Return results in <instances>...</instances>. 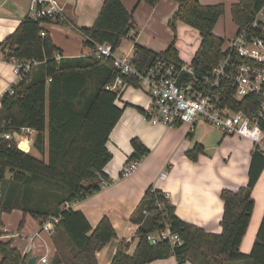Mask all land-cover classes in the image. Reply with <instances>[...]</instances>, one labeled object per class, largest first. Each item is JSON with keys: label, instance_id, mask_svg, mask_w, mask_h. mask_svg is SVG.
<instances>
[{"label": "trees", "instance_id": "obj_1", "mask_svg": "<svg viewBox=\"0 0 264 264\" xmlns=\"http://www.w3.org/2000/svg\"><path fill=\"white\" fill-rule=\"evenodd\" d=\"M155 5L159 0H139ZM178 8L168 24L175 30L176 21L194 28L200 35V44L190 64L199 76L208 73L227 53L225 39L213 29L224 14L223 3L201 4L198 0H174ZM264 0H237L230 7L236 33L249 29L256 12ZM50 22L49 20H43ZM40 19L26 15L15 30L0 41L5 58L31 59L37 63L0 98V136L28 127L35 131L33 148L39 157L20 150L13 140L0 137V210L19 209L42 222L50 215H60L53 239L57 252L53 264H98L96 252L116 237L107 217L95 227L79 210L62 208L65 202L73 203L98 192L110 178L104 166L111 159L106 147L109 134L120 118L123 107L116 104L120 93L105 89L119 75L112 58H97L93 53L77 57H55L60 49L43 30ZM132 12L121 0H104L91 27L80 28L84 44L109 43L115 51L122 40L130 37L133 29ZM163 58L184 63L171 43L164 51L156 52L134 43L131 62L140 70L149 68L156 59ZM236 61L242 62L238 58ZM264 66V65H263ZM128 85L138 88L137 79L120 75ZM221 104L233 109L254 111L260 99L249 94L241 100L233 99V89L221 81ZM144 113L143 109H140ZM264 132V118L260 121ZM26 146V141H22ZM133 153L130 160H141L149 153L143 143L131 140ZM202 146L196 144L188 152L195 160ZM264 168V151L257 145L251 152L248 181L233 191L220 190L223 212L221 232L209 233L203 228L176 216L174 207L164 193L149 186L136 206L133 218L137 223V243L128 252L129 242L121 240L110 264H146L174 256L177 264H222L246 262L264 264V214L249 253L240 251L254 207L251 191ZM165 202L169 226L181 243L173 247L167 241L150 244L146 235L163 227L159 223L162 210L157 202ZM147 211L144 215L143 211ZM66 239L68 253L62 254L59 237ZM0 264H26L25 257L11 241L0 240Z\"/></svg>", "mask_w": 264, "mask_h": 264}, {"label": "crops", "instance_id": "obj_2", "mask_svg": "<svg viewBox=\"0 0 264 264\" xmlns=\"http://www.w3.org/2000/svg\"><path fill=\"white\" fill-rule=\"evenodd\" d=\"M30 1L0 0V41L12 33L26 15L33 17L29 10ZM57 1L64 20L60 23L42 22L41 26L49 34L54 45L60 49L59 54L62 57H77L92 53V47L84 44L85 38L80 28L93 25L104 0ZM198 1L201 4L223 3L224 14L228 12L229 15L231 5L237 2ZM121 2L132 12L134 27L130 37L124 38L114 51L115 56L131 57L136 42L156 52L164 51L173 43L179 58L184 63L191 62L199 47L200 35L197 30L181 21H176L175 30L169 26L168 22L178 8L176 1L159 0L153 6L139 0ZM222 16L213 32L224 38L225 34L220 33L218 26ZM17 81L11 65L0 51V98ZM120 94L116 104L123 107V111L106 142L111 159L104 166V172L110 181H104L98 192L70 204V208L84 214L91 227H95L102 217H107L116 232V237L96 252L98 264H110L121 240L129 242V253L135 249V235L139 225L134 222L132 216L149 186L167 195L178 218L195 224L206 232L220 233L223 212L220 190L228 188L235 191L247 184L251 152L254 149L253 142L248 138L225 134L203 121L193 126L183 123L171 128L163 124H151L140 111L145 110L148 104L144 92L128 86ZM34 137L35 131L32 129L31 149ZM133 138L139 139L149 149V153L140 160L137 169L130 176L121 178L123 165L133 153ZM196 144L202 146V151L197 153L196 159L193 160L188 156V152ZM163 171H167V175L161 179L159 175ZM251 196L254 207L239 246L240 251L245 254L252 248L264 214V168L251 191ZM40 224L39 220L28 214L23 215L19 209L10 212L0 210V240L14 244L17 242L20 247H15L25 257L26 264L32 256L37 258V264H43L39 259L45 256L47 262L44 264H48L49 259L57 252V244L52 235L40 231ZM59 246L63 252L69 251L66 239L61 236ZM33 250L38 255H32ZM146 264H177V261L174 256H170ZM185 264L191 263L187 261Z\"/></svg>", "mask_w": 264, "mask_h": 264}, {"label": "built area", "instance_id": "obj_3", "mask_svg": "<svg viewBox=\"0 0 264 264\" xmlns=\"http://www.w3.org/2000/svg\"><path fill=\"white\" fill-rule=\"evenodd\" d=\"M29 10L33 17L40 20L60 23L64 20L57 0H31ZM44 22V21H43ZM41 30L40 35L46 36ZM223 49L226 55L207 74L199 76L190 63H175L158 58L145 70L133 65L129 56H115L109 43H95L92 53L97 58H112L113 66L118 72L115 80L105 86V89L121 93L128 85L120 75H127L137 79L138 88L148 98L144 110V118L151 124H163L166 127H177L183 123L193 126L199 121L212 125L223 133L236 135L251 140L264 151V132L260 121L264 118V4L256 12L250 28L225 41ZM59 53H55L57 59ZM242 59L237 62L236 59ZM11 65L17 80L21 79L37 62L31 59L20 60L15 57L6 59ZM221 81H226L233 89V99L241 100L244 96L253 94L259 97V106L254 111L233 109L229 104H221ZM32 129L22 127L19 131L4 133L0 137L13 140L16 146L24 151L31 150ZM26 141V146L22 141ZM140 160L128 159L123 165L120 177L130 176L138 167ZM167 171L160 173L164 179ZM165 198L168 199L164 193ZM71 204V203H70ZM65 202L62 208L70 207ZM162 210L159 223L162 228L150 232L146 239L150 244L167 241L171 247L180 244V237L173 233L169 226L165 211V202H157ZM147 215V211H143ZM60 215H50L40 224V231L54 235ZM40 263H46L47 258L41 257Z\"/></svg>", "mask_w": 264, "mask_h": 264}, {"label": "rangeland", "instance_id": "obj_4", "mask_svg": "<svg viewBox=\"0 0 264 264\" xmlns=\"http://www.w3.org/2000/svg\"><path fill=\"white\" fill-rule=\"evenodd\" d=\"M218 26H219L220 33L225 34L224 38H225V41L227 44V41L229 39L233 38V36L235 35V32H236V28H235L236 26L232 23L230 15L228 12L222 16ZM30 152L39 157V153L34 148H32ZM12 244L19 249L20 246H17V242H15V244L13 242ZM33 252H34V250H33ZM66 253H68V252H66ZM62 254H64V252H62ZM32 255H38V254L34 252ZM53 261H54V257H51L49 259L48 264H53ZM60 264H65V263L62 262Z\"/></svg>", "mask_w": 264, "mask_h": 264}, {"label": "water", "instance_id": "obj_5", "mask_svg": "<svg viewBox=\"0 0 264 264\" xmlns=\"http://www.w3.org/2000/svg\"><path fill=\"white\" fill-rule=\"evenodd\" d=\"M36 260L37 258L35 256H32L28 259L27 264H37Z\"/></svg>", "mask_w": 264, "mask_h": 264}]
</instances>
